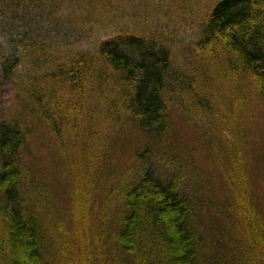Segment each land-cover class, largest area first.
<instances>
[{
	"label": "trees",
	"instance_id": "16d2710c",
	"mask_svg": "<svg viewBox=\"0 0 264 264\" xmlns=\"http://www.w3.org/2000/svg\"><path fill=\"white\" fill-rule=\"evenodd\" d=\"M43 1L0 0V27L1 23L6 27L2 34L5 33L9 45L18 52L6 57V48L0 43V58H3L0 89L8 85L14 89L17 81L22 80L15 90V105L0 121V264H95L93 257L109 264H218L209 261L204 232L210 227H201L198 220L199 201L183 190L177 175H156L152 149L164 148L171 124L169 117L177 105H183L185 98L196 104L202 101L197 92L201 72L208 75L210 71L207 77L215 74L214 77L240 89L241 94L252 78L253 87L264 97V0H208L205 10L197 17L198 35L191 42V55L202 67L210 68L209 71L191 68L195 65L189 59L176 63L172 48L177 41L173 44L172 40L158 39L155 32L143 37L148 32L146 29L130 30L126 22L101 35L92 46L72 49V44L81 42L69 35L76 32L68 30L59 34L61 28L56 27L57 23L46 21V11H38L40 21H46L49 30L57 32L54 40L51 38L53 42L67 47L58 56L53 52L59 48L51 51V47L44 45L47 36L39 31L42 25L33 21L35 11L45 5ZM55 2L62 11L66 8L73 14L82 4L79 0ZM105 3V0L101 3L86 0L85 5L90 15L98 13L107 20L106 14L115 11ZM80 16L83 21L85 14ZM25 29L31 31L25 34ZM37 54L46 56V60L35 57ZM19 59L25 62L26 72L33 68L49 69L38 75L15 72ZM91 80L93 89L111 105L101 109L100 102L95 104L98 115L86 107L85 86ZM121 111H125L126 118L142 134L146 141L144 149L151 152L146 160L150 167L139 179L126 176L125 180L114 181L106 188L98 175V183L86 185L87 192L73 185L71 198L79 207L78 200L82 201V219H77L75 204L65 211L59 199L55 201L50 196V191L28 183L34 160L44 159L33 150L39 146L30 147L32 138L36 137L38 145L48 149V156L59 157V149H53V153L47 139L62 141L66 126L67 132H77L76 139L80 138L82 145L84 141L88 143L90 152L100 151L99 142H90L94 134L81 136L82 125L78 123L74 125L76 129L70 128L67 123L73 119L70 112L75 119L90 115L92 125L106 120L119 123ZM113 125L107 128L116 134L118 127ZM136 152L144 155L139 149ZM82 174L75 179L93 180L87 173ZM97 209L114 211L115 215L108 221L100 220L96 233H92L89 217ZM119 212L120 218L116 216ZM254 223L257 234L264 233L261 221ZM217 224L212 229L221 233L222 225ZM118 247L124 254L117 253Z\"/></svg>",
	"mask_w": 264,
	"mask_h": 264
},
{
	"label": "rangeland",
	"instance_id": "374dc122",
	"mask_svg": "<svg viewBox=\"0 0 264 264\" xmlns=\"http://www.w3.org/2000/svg\"><path fill=\"white\" fill-rule=\"evenodd\" d=\"M105 1V6H111L115 11L114 14H106V17H109L107 20L98 16V13L90 15L86 9V0H79L81 5L74 14L72 10L70 12L66 8L62 11V7H59L55 0L43 1L45 5L35 11L33 21L34 23L38 21L42 25L39 31L48 37L45 36L44 45L51 47L53 49L51 51L59 48L53 52L58 56H61L60 53L67 48L53 42L57 32L49 30V25L45 24L46 21L54 20L57 23L56 27L61 28L59 34L68 30L76 32L73 35L69 33L73 40L79 39L82 42L72 44V49L75 47L76 50L83 45L92 46V42L99 40L101 35L112 32L113 28L126 22L130 30L139 27L146 29L148 32L144 33L143 37L155 32L158 39L172 40L173 44L177 41L175 48H172L176 63L181 64L185 59H189L195 65L191 68L201 67L203 71L207 69L205 66L203 68L196 61V57L193 58L194 56L191 55L193 53L191 42L197 39V25H199L197 17H200L201 12L205 10L208 0ZM99 2L101 3V0ZM41 10L46 11L45 22H41L38 17V11ZM18 11L23 13L22 10ZM69 13L72 15L70 14L68 18ZM80 14H85L83 21ZM102 15L105 16V13ZM129 16L131 19H128ZM40 17L43 16L40 15ZM1 24L0 43L6 48V57H10V53L18 54L9 45L5 33L2 34L6 27L4 28V24ZM28 31L25 29V34ZM28 37H32V34ZM23 53H25L24 50L21 54ZM35 57L46 60V56L43 55L37 54ZM23 63L19 59L15 72L38 75L40 71L45 72L49 69L33 68L26 72V64ZM2 68L3 64L0 61V72ZM208 75L201 72L198 76L197 92L202 99L199 104L185 98L183 105H177L176 109H173L169 117L171 124L168 127V138L164 142V148L152 149L154 150L151 155L152 166L155 168L156 175L162 177L177 175L183 190L199 201L200 206L196 211L200 217L198 220L202 224L201 227L208 226L212 229L218 226L217 223L222 225L221 233L205 228L210 262L264 264V233L257 234L259 232L254 226V220H256L261 221L264 227V97L260 95L256 87H253L252 78L248 85H244V92L241 94L240 89L237 90L235 86L223 81L220 77H214L215 74H211L214 76L210 78L207 77ZM21 81H17L18 85ZM18 85L14 89L11 85L3 87V90L0 89V121L6 118L7 112L15 105V90ZM92 86V80L88 82L87 87L85 86L88 94L86 107L97 114L95 104L98 102L101 104V109L111 105ZM121 113L122 119L119 123L106 120L97 121L96 124L91 125L89 112H87V118L79 119H75L70 112V117L73 118L67 122L70 128L76 129L74 126L76 123L82 125L79 134L88 136L92 133L95 137L87 141L91 144L99 142L102 145L99 148L100 151L95 150L93 153L89 151L88 143L84 141L82 145L81 139H76L77 132H67L66 126L62 141L47 139L53 153L55 149H59V157L48 156V149L38 145L36 137L32 138L29 141L30 147L33 149L35 144L39 146L40 148L33 150L43 155L44 159L34 160L28 183L33 187L36 183L41 190L50 191V196L54 200L58 198L61 206L65 207V211L73 206L72 203L75 204L78 209L77 219H82V210H84L82 201L78 200L79 207L77 201L71 198L73 185L80 191L87 192L86 185L93 186L98 183L99 176L106 188L114 181L125 180L126 176L139 179L143 171L150 167L147 159L151 152L144 149L146 141L134 128L129 118H126L125 111ZM96 117L98 120V116ZM112 125H116V129L118 127L116 134L107 128ZM120 130H123V134ZM45 133L47 137H50V133ZM60 143L61 147H59ZM138 149L144 154L143 156L137 155ZM81 173H83L82 176L87 173V176H91L93 180H80L81 177L75 179ZM114 202L116 203V200ZM97 203L99 205L100 201ZM112 215H115L114 211L108 213L103 212V209L92 212L89 217L92 233H96L100 220L108 221ZM116 216L120 218V212ZM218 250L221 252L219 253ZM116 251L118 254H124L120 247ZM221 254L222 257L219 256ZM92 256L91 253L88 262L91 261ZM93 258L95 264H109L106 260Z\"/></svg>",
	"mask_w": 264,
	"mask_h": 264
}]
</instances>
